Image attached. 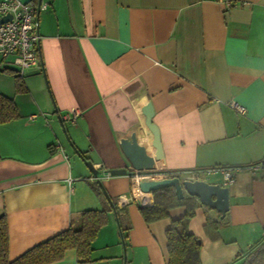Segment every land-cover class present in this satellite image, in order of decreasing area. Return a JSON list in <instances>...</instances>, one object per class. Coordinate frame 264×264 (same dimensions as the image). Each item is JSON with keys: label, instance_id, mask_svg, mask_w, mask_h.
<instances>
[{"label": "crops", "instance_id": "1", "mask_svg": "<svg viewBox=\"0 0 264 264\" xmlns=\"http://www.w3.org/2000/svg\"><path fill=\"white\" fill-rule=\"evenodd\" d=\"M21 1L47 9L35 16L39 63L20 74L0 57L25 87L16 92L13 73L0 72V93L18 112L0 122L9 260L76 224L82 211L113 203L119 215L107 213L90 261L67 249L50 264H126L129 255L132 264H166L165 230L184 207L145 222L137 197L118 201L130 195L131 177L108 173L130 168L119 140L135 132L150 154L143 169L179 178L212 169L203 180L228 187L223 218L197 199L187 227L201 241L200 264H239L264 237V0ZM146 102L160 159L143 125ZM223 167L232 168L228 184ZM207 219L221 220L214 238Z\"/></svg>", "mask_w": 264, "mask_h": 264}, {"label": "trees", "instance_id": "2", "mask_svg": "<svg viewBox=\"0 0 264 264\" xmlns=\"http://www.w3.org/2000/svg\"><path fill=\"white\" fill-rule=\"evenodd\" d=\"M11 72L14 75L15 91L25 89L20 75L16 70L0 67V72ZM18 116L16 105L12 98L0 93V122L15 119ZM171 177L177 176L176 171H168ZM153 202L150 206L140 209L145 222H153L169 216V211L176 206H183V214L172 219L165 230L166 264H200L199 253L201 241L188 230V221L194 215L198 205L195 196L184 193L176 198L172 187L160 188L152 192ZM102 209H87L81 212L76 224L66 230L40 242L23 252L13 260L8 257V231L4 214L0 216V264H50L60 260L67 249H74L79 262L90 261L91 242L98 230L107 222V213L114 209L119 215L116 204ZM221 220L207 219L203 225L204 231L214 238ZM125 235L122 238L125 240ZM239 264H264V237L253 243Z\"/></svg>", "mask_w": 264, "mask_h": 264}, {"label": "built area", "instance_id": "3", "mask_svg": "<svg viewBox=\"0 0 264 264\" xmlns=\"http://www.w3.org/2000/svg\"><path fill=\"white\" fill-rule=\"evenodd\" d=\"M47 9L45 3L31 4L21 0H0V57L5 60L11 58V63L15 65L17 71L22 74L23 70L39 63L38 44L39 34L36 29L35 16L37 12ZM230 105L240 114L245 113V108L236 102ZM75 116L76 110L71 111ZM264 166V164L262 165ZM252 166H249L251 168ZM212 169L192 170L187 172L185 179L199 180L203 175L211 172ZM224 184H228L233 179L232 168H220ZM131 177L130 195H120L118 201L120 205L138 198L143 207L150 206L153 202L151 193H141L138 182L141 179H153L171 177L170 172L144 171L138 173L134 171Z\"/></svg>", "mask_w": 264, "mask_h": 264}, {"label": "water", "instance_id": "4", "mask_svg": "<svg viewBox=\"0 0 264 264\" xmlns=\"http://www.w3.org/2000/svg\"><path fill=\"white\" fill-rule=\"evenodd\" d=\"M38 12L36 14V17ZM4 19V18H3ZM0 19V22L3 20ZM143 115V125L148 132L151 133L150 145L154 148V158L160 159L162 157V149L160 144L158 127L152 122L153 108L150 102H146L141 107ZM120 148L129 163V169L126 167L118 169H110V175H131L134 171H156L145 170L144 164L150 157L146 147L139 144L135 132L131 133L128 138H121L119 140ZM264 163V160H263ZM85 164L93 175L97 174V170L93 168L90 161L85 160ZM172 187L174 189L177 199L183 197L184 193L195 196L203 205L209 206L220 214L223 218L229 208L228 187L220 183H210L206 180H189L185 178L163 177L153 179H141L138 182V188L141 193H151L160 188Z\"/></svg>", "mask_w": 264, "mask_h": 264}, {"label": "rangeland", "instance_id": "5", "mask_svg": "<svg viewBox=\"0 0 264 264\" xmlns=\"http://www.w3.org/2000/svg\"><path fill=\"white\" fill-rule=\"evenodd\" d=\"M129 259L126 260V264H132V258L130 257V255L128 256ZM135 264H142L140 261H136Z\"/></svg>", "mask_w": 264, "mask_h": 264}]
</instances>
